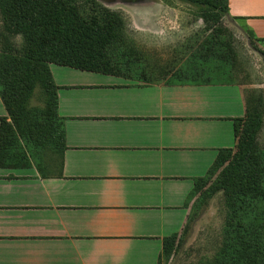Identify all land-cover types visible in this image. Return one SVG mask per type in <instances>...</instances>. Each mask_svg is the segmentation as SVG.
<instances>
[{
    "label": "crops",
    "instance_id": "obj_1",
    "mask_svg": "<svg viewBox=\"0 0 264 264\" xmlns=\"http://www.w3.org/2000/svg\"><path fill=\"white\" fill-rule=\"evenodd\" d=\"M228 10L264 49V0ZM49 67L64 148L45 173L28 154L0 167V264H159L195 179L235 145L243 86Z\"/></svg>",
    "mask_w": 264,
    "mask_h": 264
},
{
    "label": "trees",
    "instance_id": "obj_2",
    "mask_svg": "<svg viewBox=\"0 0 264 264\" xmlns=\"http://www.w3.org/2000/svg\"><path fill=\"white\" fill-rule=\"evenodd\" d=\"M183 1L203 7L209 33L170 77L234 83L231 65L235 55L227 43L232 33L224 30L220 21L221 16L229 14L228 0ZM87 2L86 9L78 0H0V97L7 112L0 118V167L28 154L45 173L44 159L55 161L61 155L64 127L57 112V87L50 64L130 79H146L153 70L141 67L142 52L126 42L122 12L96 0ZM240 27L250 40L261 41L248 28ZM17 37L21 44L16 42ZM36 87L43 106H29ZM244 95V116L233 119L235 145L218 151L207 172L195 179L190 195H198L196 208L208 193L225 191L226 197L224 225L229 243L220 256L200 264H264V166L256 148L264 101L260 98L252 105L251 96L247 92ZM221 167L211 192L202 191L209 175ZM175 238L173 234L163 239L160 259L169 258Z\"/></svg>",
    "mask_w": 264,
    "mask_h": 264
},
{
    "label": "rangeland",
    "instance_id": "obj_3",
    "mask_svg": "<svg viewBox=\"0 0 264 264\" xmlns=\"http://www.w3.org/2000/svg\"><path fill=\"white\" fill-rule=\"evenodd\" d=\"M78 1L87 9V0ZM96 1L112 10L122 12L126 20V42L133 50L142 52L141 67L145 70H147L146 67L153 69L146 74L145 80L164 79L171 75L170 71L185 59L209 33L203 20L201 10L203 7L192 2L183 0ZM220 21L223 29L232 33L227 43L230 53L235 55L232 61L234 63L231 65L234 83L243 86L244 93L247 92L249 97L251 96L252 105H256L260 98L264 101V54H262L264 49L261 47V42L254 38L250 40L238 21L229 14L221 16ZM16 42L21 44V38L17 37ZM41 105L43 106L42 97L39 88L36 87L29 106ZM256 148L261 165L264 166V115L262 128L256 138ZM222 170L223 167L209 175L203 184L202 191L211 192ZM262 179L264 180V174ZM224 192L218 190L208 193L209 196L204 203L197 208L195 205L198 195L193 196L186 225L179 233H176L169 258L162 256L160 264H200L224 252L223 246L226 247L229 243L226 240L228 234L224 225L226 215Z\"/></svg>",
    "mask_w": 264,
    "mask_h": 264
}]
</instances>
